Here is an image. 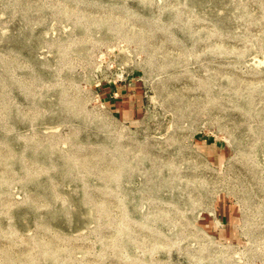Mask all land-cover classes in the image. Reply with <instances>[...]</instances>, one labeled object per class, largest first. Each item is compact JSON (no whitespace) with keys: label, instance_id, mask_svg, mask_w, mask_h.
Wrapping results in <instances>:
<instances>
[{"label":"rangeland","instance_id":"obj_1","mask_svg":"<svg viewBox=\"0 0 264 264\" xmlns=\"http://www.w3.org/2000/svg\"><path fill=\"white\" fill-rule=\"evenodd\" d=\"M0 264H264V0H0Z\"/></svg>","mask_w":264,"mask_h":264},{"label":"crops","instance_id":"obj_2","mask_svg":"<svg viewBox=\"0 0 264 264\" xmlns=\"http://www.w3.org/2000/svg\"><path fill=\"white\" fill-rule=\"evenodd\" d=\"M221 221H224V222H225V219L220 220V222H221Z\"/></svg>","mask_w":264,"mask_h":264}]
</instances>
